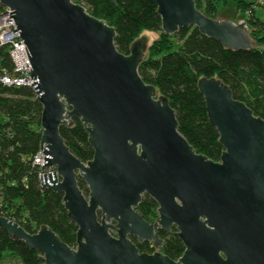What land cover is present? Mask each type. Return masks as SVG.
<instances>
[{"label": "water", "instance_id": "1", "mask_svg": "<svg viewBox=\"0 0 264 264\" xmlns=\"http://www.w3.org/2000/svg\"><path fill=\"white\" fill-rule=\"evenodd\" d=\"M151 1L165 35L194 27L227 50L252 48L245 22L207 18L195 0ZM0 5L12 11L31 64L26 76L42 107L40 188L62 194L77 227L71 248L45 225L31 234L0 216L11 239L39 252L41 264H264V119L221 80L200 78L197 89L223 148L212 161L181 135L168 98L139 75L145 36L123 54L114 28L73 0ZM73 119L93 150L87 162L59 132ZM144 195L157 204L153 223L138 213ZM173 228L184 247L177 260L140 253L130 239L160 248L158 232Z\"/></svg>", "mask_w": 264, "mask_h": 264}, {"label": "trees", "instance_id": "2", "mask_svg": "<svg viewBox=\"0 0 264 264\" xmlns=\"http://www.w3.org/2000/svg\"><path fill=\"white\" fill-rule=\"evenodd\" d=\"M73 1L114 28V44L123 54H129L130 44L142 32L157 34L149 55L138 68L139 75L168 98L179 132L197 153L219 161L223 151L216 129L209 125L205 102L197 89L200 78L221 80L230 88L234 99L264 119V20L254 15L256 8L264 12V0H234L238 8L248 12L244 22L252 48L244 51L227 50L194 27L181 28L172 35L163 34L156 4L151 0H114V4L108 0ZM195 3L204 16L218 19L217 6L211 0H195ZM4 50L0 48V67L11 73V62ZM41 110L31 88L1 87L0 216L16 222L31 234L45 225L64 244L74 248L77 227L67 217L62 194L42 190L40 167L33 165L39 152ZM59 132L80 161L92 159L93 150L79 120L73 119L70 127H61ZM78 186L88 196L86 184L81 179H78ZM156 209V202L144 195L138 206L139 215L153 223L157 218ZM158 235L163 240L160 253L171 260L182 256L184 247L172 232L159 231ZM131 240L142 253L154 251L148 243L140 246ZM4 253L19 259L21 264H41L39 252L28 249L22 241L11 239L0 226V261Z\"/></svg>", "mask_w": 264, "mask_h": 264}, {"label": "built area", "instance_id": "3", "mask_svg": "<svg viewBox=\"0 0 264 264\" xmlns=\"http://www.w3.org/2000/svg\"><path fill=\"white\" fill-rule=\"evenodd\" d=\"M11 12L8 8L0 5V48L5 49L12 67L11 73L7 72L5 67H0L2 68L0 70V90L1 87L30 88L34 82L29 76H26V72L31 69V64L15 21L13 17L9 18ZM42 164L43 155L39 151L33 159V165L41 167Z\"/></svg>", "mask_w": 264, "mask_h": 264}, {"label": "rangeland", "instance_id": "4", "mask_svg": "<svg viewBox=\"0 0 264 264\" xmlns=\"http://www.w3.org/2000/svg\"><path fill=\"white\" fill-rule=\"evenodd\" d=\"M251 1V0H247ZM217 6L218 15L217 18L221 20H232L235 22H244V19L248 15V12H244L242 9L238 8L234 0H211ZM202 9H204V3L201 2ZM255 16L260 17L264 20V12L260 9H255ZM145 36L147 38V51L145 53L144 59L149 55V48L152 46L153 42L158 38L157 34L142 32L138 38ZM257 46V44L253 43ZM160 252V250H158ZM0 264H21L19 259L11 257L8 253L3 254V259Z\"/></svg>", "mask_w": 264, "mask_h": 264}, {"label": "flooded vegetation", "instance_id": "5", "mask_svg": "<svg viewBox=\"0 0 264 264\" xmlns=\"http://www.w3.org/2000/svg\"><path fill=\"white\" fill-rule=\"evenodd\" d=\"M172 233H174L175 232V229L173 228L172 229V231H171ZM134 239L135 241H136V239L134 238V237H130V239ZM132 241V240H131ZM133 242V241H132ZM134 243V242H133ZM136 243L138 244V245H140V246H142V245H145L146 244V242H142V243H138L137 241H136ZM148 243V242H147ZM135 244V243H134ZM149 244V246L151 247V248H153V252L152 253H155V252H158V250H160V248H154V247H152V244L151 243H148ZM136 246V245H135ZM137 247V246H136ZM139 250V249H138ZM140 252V251H139ZM140 253H142V252H140ZM143 253H146V252H143ZM151 253V254H152ZM146 254H149V253H146Z\"/></svg>", "mask_w": 264, "mask_h": 264}]
</instances>
